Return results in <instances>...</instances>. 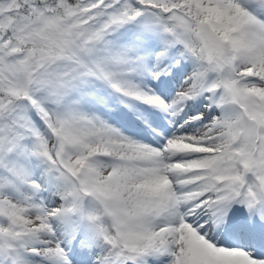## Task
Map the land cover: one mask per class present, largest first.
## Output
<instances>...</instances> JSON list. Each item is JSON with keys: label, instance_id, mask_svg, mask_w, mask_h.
I'll use <instances>...</instances> for the list:
<instances>
[{"label": "snow or ice", "instance_id": "snow-or-ice-1", "mask_svg": "<svg viewBox=\"0 0 264 264\" xmlns=\"http://www.w3.org/2000/svg\"><path fill=\"white\" fill-rule=\"evenodd\" d=\"M0 264H264V0H0Z\"/></svg>", "mask_w": 264, "mask_h": 264}]
</instances>
